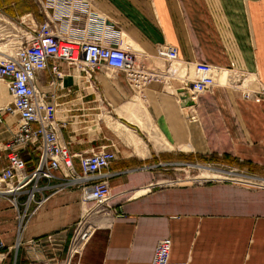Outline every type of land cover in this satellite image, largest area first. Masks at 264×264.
Segmentation results:
<instances>
[{
  "label": "crops",
  "instance_id": "1",
  "mask_svg": "<svg viewBox=\"0 0 264 264\" xmlns=\"http://www.w3.org/2000/svg\"><path fill=\"white\" fill-rule=\"evenodd\" d=\"M89 1L116 33L110 44L145 54L148 68L165 71L178 63L189 76L190 65L209 64L253 75L264 89V0ZM40 2L0 0V10L8 18L26 17L39 25L46 20ZM87 22L69 24L67 32L80 38ZM56 27L66 32L64 23ZM164 44L178 50V61L167 64L156 57ZM58 70L67 74L64 89L49 85L54 79L50 70L38 74L36 88L56 91L60 121L66 110L79 119L68 120L60 130L70 154L100 146L116 153L109 167L108 205L113 211L86 216L80 189L57 171L54 179L37 184L42 191L35 201L47 198L40 208L31 202L25 211L24 196L18 211L9 200H0V240L8 248L0 264L11 257L12 264L61 263L72 227L88 217L83 228L92 220H104V225L94 228L72 264H151L157 242L165 238L172 242L169 264H264V188L230 182L156 183L165 177L158 172L190 169L199 157L217 158L218 163L204 164L210 168L237 170L248 180L264 178V99H245L239 90L217 85L193 99L192 106L182 107L181 76L153 81L134 94L123 74L105 67L89 80L65 63ZM104 112L108 122L101 119ZM16 128L8 122L0 125V168L6 165L3 146ZM21 156L26 170H33L36 156ZM74 164L79 170L76 158ZM24 212L18 235L17 214Z\"/></svg>",
  "mask_w": 264,
  "mask_h": 264
},
{
  "label": "built area",
  "instance_id": "2",
  "mask_svg": "<svg viewBox=\"0 0 264 264\" xmlns=\"http://www.w3.org/2000/svg\"><path fill=\"white\" fill-rule=\"evenodd\" d=\"M41 10L46 15L39 25H32L26 17L14 20L5 16L0 10V31L7 33L9 27L16 25L15 33L4 44L10 48V53L0 56V80L5 84L10 102L0 108V125L7 123L4 114L11 116L16 123V132L5 142L2 152L6 165L0 168V200H9L12 207L18 211L19 199L24 196L27 210L31 202H36V195L42 189L37 184L40 180L54 179L55 172L62 173L64 178L80 189L81 203L88 206L85 215L102 210L111 213L108 202L111 198L109 180L112 174L110 165L116 160V153L107 146H100L85 154H70L68 146L60 138V130L65 128L68 120L73 119L72 110H66L62 121L58 118L60 104L59 96L40 92L35 83L39 73L50 70L54 79L49 83L52 87L64 89V78L67 76L58 70L59 63H65L69 69L83 73L87 80L100 67L124 75L127 85L134 94L142 93L148 84L153 81H169L174 74L167 68L150 69L144 64L146 55L132 50L129 46L110 44L116 37L112 27L107 25L104 16L93 12L89 0H37ZM50 10L49 16L47 12ZM88 20L84 24L80 38L69 35V24ZM64 23L66 32H59L56 25ZM99 33H103L102 35ZM8 37V36H7ZM156 57L167 64L178 61V50L174 46L160 45L156 50ZM191 75L181 77L183 91L193 100L215 86L222 85L241 92L245 99H264V89L258 87H242L245 75L229 71L226 81L218 83V75L222 68L209 64L194 63L189 66ZM243 78V79H242ZM9 126V125H8ZM27 152L36 156L37 162L33 170H26V163L21 154ZM78 160V168L74 159ZM237 170H230L228 176L207 179L211 182H230L233 184L248 185L254 188H264V180H243ZM205 180V179H204ZM181 180H166L156 182L172 184ZM47 198L37 201V209ZM98 209V210H97ZM25 218L17 214L20 225ZM83 220L78 223L82 224ZM78 227V229H79ZM76 229L68 246L64 261L59 264H72L81 255L82 249L89 240L94 229L80 235ZM172 242L165 238L157 242L151 264H169ZM6 246L0 240V263L6 258ZM40 264H49L41 262Z\"/></svg>",
  "mask_w": 264,
  "mask_h": 264
},
{
  "label": "rangeland",
  "instance_id": "3",
  "mask_svg": "<svg viewBox=\"0 0 264 264\" xmlns=\"http://www.w3.org/2000/svg\"><path fill=\"white\" fill-rule=\"evenodd\" d=\"M14 29H17L15 24L9 27L8 34L7 33H5V34L1 33V31H0V53L10 52V49L8 47H6V49H5L4 46H2V45L7 43V41L11 39V37H10L11 34L15 33ZM248 83H250V82H248ZM6 89H7L6 86L0 84V106L1 105H6L7 106L9 104V102H10V97L7 95V93H6L7 90ZM5 102H6V104H5ZM138 103H141L140 100H139ZM6 106H4V107H6ZM129 110L131 111L132 108L130 107ZM105 113L106 112H104L102 114L101 119L105 120L106 122H108L109 121V118H108L109 115L105 114ZM75 114H77V113H75ZM3 116H4L5 120L8 123H10V124L12 123V126L16 127L15 120L11 116L9 117L7 114H4ZM105 117H107V120H106ZM73 120L74 121H78L79 119H76V117H75V118H73ZM124 131L127 132L128 130L125 128ZM103 132H104L103 134H105L106 131L104 130ZM131 135H132L131 132L128 131L127 136H131ZM203 167H208V166L204 165L203 163H201L199 161V162L193 163V166L190 167V169H185V170H180L179 169L177 171H172L171 170L172 172L171 171L158 172L160 174L165 175V177L161 178L164 181H166V180H176V178L180 179L181 181L180 182L175 181V183H172V184H164V185L160 184L157 187L178 186V185H184V184H204V183L207 182L208 178L211 179V178H218V177L228 176L229 175L228 172L230 171L229 169L222 168L220 166H211L212 168H216V169H219L221 171H227L228 174H225L223 172H218V171L209 172V171L203 169ZM187 171H189V173L185 175V172H187ZM235 173H239V172H235ZM183 175H185V176H183ZM250 178H251L250 180H254L252 177H250ZM242 179L243 180H248L246 177H243ZM260 179L264 180V178H260ZM23 200H24V197L21 198L20 202H22ZM97 215L102 216V215H104V212H99ZM7 219L11 221L12 217L10 216ZM87 219H89V217ZM87 219L84 218L83 222H86ZM92 221H93L92 223H88V224H90L91 228L93 227V229L95 227H97V226L104 225V220L101 221V219H100V220H92ZM78 223L72 227V231H71L72 233H74V231L76 229H78V227H79ZM85 228H88V225L84 226L82 231H84ZM7 249L8 248L6 247V249H4V250L7 251ZM11 258L6 259L5 260V264H12Z\"/></svg>",
  "mask_w": 264,
  "mask_h": 264
},
{
  "label": "bare ground",
  "instance_id": "4",
  "mask_svg": "<svg viewBox=\"0 0 264 264\" xmlns=\"http://www.w3.org/2000/svg\"><path fill=\"white\" fill-rule=\"evenodd\" d=\"M11 52V51H10ZM10 52H4V53H10ZM4 53H0V56L2 55V54H4ZM170 72L172 73V74H174V75H176V76H181V77H183L185 74H186V70H185V68L184 67H182V65H180V64H178V63H173L172 65H171V67H170ZM227 72L225 71V70H222L221 71V73L218 75V83H220V84H222V83H224L225 81H226V76H227ZM248 82H250V83H248ZM252 82V83H251ZM0 84L1 85H4L5 86V84L0 80ZM255 85H256V79H255V76H253V75H249L248 77H246L244 80H243V83L241 84V86L242 87H247V88H250V87H255ZM5 104H6V102H5ZM4 106H6V105H1L0 106V108H3ZM203 169H205V170H207V171H209V172H214V171H217V170H215V169H213V168H210V167H203ZM218 172H220V171H218ZM218 178H220V177H218ZM208 179H210V178H208ZM212 179V178H211ZM89 206V205H88ZM98 210V209H97ZM99 211V210H98ZM82 227H83V224H81L80 225V227H79V233H80V235H82V234H84V233H86V232H88L91 228H85V230L84 231H80L81 229H82Z\"/></svg>",
  "mask_w": 264,
  "mask_h": 264
},
{
  "label": "water",
  "instance_id": "5",
  "mask_svg": "<svg viewBox=\"0 0 264 264\" xmlns=\"http://www.w3.org/2000/svg\"><path fill=\"white\" fill-rule=\"evenodd\" d=\"M180 99H181V106L182 107H190L194 104L193 100L184 91L181 92Z\"/></svg>",
  "mask_w": 264,
  "mask_h": 264
},
{
  "label": "trees",
  "instance_id": "6",
  "mask_svg": "<svg viewBox=\"0 0 264 264\" xmlns=\"http://www.w3.org/2000/svg\"><path fill=\"white\" fill-rule=\"evenodd\" d=\"M228 158L227 157H223V161H225L226 163H232V161H227ZM199 161L203 164L206 163H218L217 158L214 157H210V158H205V157H199Z\"/></svg>",
  "mask_w": 264,
  "mask_h": 264
}]
</instances>
